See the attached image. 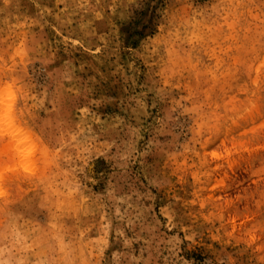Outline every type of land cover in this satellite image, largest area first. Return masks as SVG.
Wrapping results in <instances>:
<instances>
[{
    "label": "rangeland",
    "instance_id": "obj_1",
    "mask_svg": "<svg viewBox=\"0 0 264 264\" xmlns=\"http://www.w3.org/2000/svg\"><path fill=\"white\" fill-rule=\"evenodd\" d=\"M0 259L264 264V0H0Z\"/></svg>",
    "mask_w": 264,
    "mask_h": 264
},
{
    "label": "clouds",
    "instance_id": "obj_2",
    "mask_svg": "<svg viewBox=\"0 0 264 264\" xmlns=\"http://www.w3.org/2000/svg\"><path fill=\"white\" fill-rule=\"evenodd\" d=\"M0 264H6V261L0 259Z\"/></svg>",
    "mask_w": 264,
    "mask_h": 264
}]
</instances>
